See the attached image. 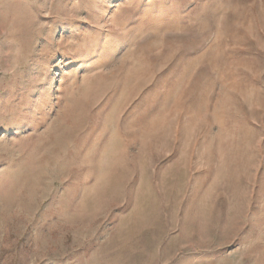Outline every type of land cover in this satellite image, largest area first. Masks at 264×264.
Segmentation results:
<instances>
[{"label":"rangeland","instance_id":"rangeland-1","mask_svg":"<svg viewBox=\"0 0 264 264\" xmlns=\"http://www.w3.org/2000/svg\"><path fill=\"white\" fill-rule=\"evenodd\" d=\"M0 264H264V0H0Z\"/></svg>","mask_w":264,"mask_h":264}]
</instances>
